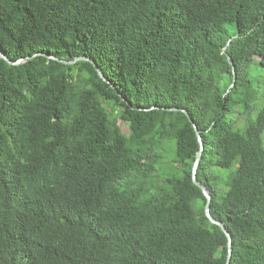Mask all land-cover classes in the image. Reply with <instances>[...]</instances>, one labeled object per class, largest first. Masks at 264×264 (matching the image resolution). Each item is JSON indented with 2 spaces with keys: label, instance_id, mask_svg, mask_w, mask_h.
Instances as JSON below:
<instances>
[{
  "label": "trees",
  "instance_id": "16d2710c",
  "mask_svg": "<svg viewBox=\"0 0 264 264\" xmlns=\"http://www.w3.org/2000/svg\"><path fill=\"white\" fill-rule=\"evenodd\" d=\"M0 50V264H226L171 108L229 264H264V0H0Z\"/></svg>",
  "mask_w": 264,
  "mask_h": 264
},
{
  "label": "water",
  "instance_id": "95a60500",
  "mask_svg": "<svg viewBox=\"0 0 264 264\" xmlns=\"http://www.w3.org/2000/svg\"><path fill=\"white\" fill-rule=\"evenodd\" d=\"M34 56H44L48 59H51V60H55V61H59V62H62L64 64H74L76 63L77 61L79 60H88V61H91L89 58H86V57H78L72 61H64V60H59L58 58L50 55V54H47V53H44V52H39L37 54H35ZM0 58L3 59L4 61H6L9 65H20L24 59H21L19 61H12L8 56H6V54H4V52H2L0 50ZM95 65V69L97 70L98 72V75L106 82H108V80L105 78V76L103 75V73L101 72V70L97 67L96 64ZM235 70V66L233 65V72ZM236 79V74L234 72V80ZM165 109V108H163ZM170 111H177V112H182L184 113L189 122L191 123V125L193 126L194 128V132L196 134V137L198 139V142H199V145H200V149H199V152L197 153L196 155V158H195V161H194V164H193V167H192V180H193V183L198 186L202 193L204 194L205 198H206V204L204 206V213H205V216L206 218L209 220V222L211 224H214L216 226H219L220 229L222 230V232L226 235L227 237V257H226V264H229L230 263V259H231V254H232V236L230 234V232L228 231V229L225 227V225L214 219L211 215V200H212V194L210 192V190L203 184L201 183L200 181H198L197 179V172H198V169H199V166H200V162L202 160V157H203V151H204V142L202 140V136H201V133L200 131L198 130L194 120L190 117V114L188 113V111L186 109H181V108H171L169 109Z\"/></svg>",
  "mask_w": 264,
  "mask_h": 264
},
{
  "label": "rangeland",
  "instance_id": "374dc122",
  "mask_svg": "<svg viewBox=\"0 0 264 264\" xmlns=\"http://www.w3.org/2000/svg\"><path fill=\"white\" fill-rule=\"evenodd\" d=\"M257 75H258V77L261 78V81H262L261 85L264 86V70L257 71ZM263 89H264V87H263ZM263 97H264V92L261 94V100L259 101V103L264 102ZM118 124L124 133H128L127 125H125V124L121 125L120 123H118ZM243 124H244V119L242 116H239L238 125L242 126ZM169 145H170L169 142H165L163 144V149L161 150L162 164L159 166L158 170H159L162 178H165L166 176H169L171 174H177L178 173L177 169L175 168L174 164L172 163V160L174 157V151H173V153L171 151H169V147H170ZM234 170H235V166L232 167L231 169H228V170L214 168V173L221 176L222 181L220 183L222 184L223 180H226L227 176L231 172H233ZM197 206H199V204Z\"/></svg>",
  "mask_w": 264,
  "mask_h": 264
}]
</instances>
